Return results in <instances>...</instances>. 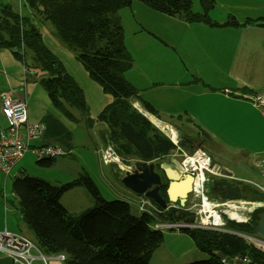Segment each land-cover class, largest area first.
Segmentation results:
<instances>
[{"label":"trees","instance_id":"16d2710c","mask_svg":"<svg viewBox=\"0 0 264 264\" xmlns=\"http://www.w3.org/2000/svg\"><path fill=\"white\" fill-rule=\"evenodd\" d=\"M133 1L187 23L264 27V17L239 22L232 16L223 23L213 21L208 14L212 0H200L201 12L192 10L191 0H24L30 10L28 15L0 3V49L9 50L24 64L29 52L34 66L46 73L39 85L52 106L72 120H75L73 111L79 112L91 126L93 120L86 117L82 89L43 43L34 17L49 22L60 41L76 53L89 76L112 96V101L103 107L96 120L106 126L99 136L101 142L113 144L120 157L134 156L139 161L153 162L175 149L176 143L145 116V113H156L150 103L140 99L142 112L130 103L139 95L124 78L133 60L124 44L117 13ZM42 121L46 125V137L66 148L71 147L69 132L58 119L46 114ZM177 146L183 148L184 145L177 143ZM54 161L55 158L36 160V164L49 167ZM162 183L159 194L166 200V184ZM73 187L84 188L93 200L91 206L77 213L60 204L62 194ZM11 190L37 248L46 255L63 254L65 264H149L162 240V231L151 227L154 216L143 212L136 217L130 212L128 202L105 200L84 169L76 178L59 185L21 174L12 179ZM211 191L219 194V199L243 198L242 190L228 182H213L207 193ZM262 210L264 208H257L245 221L227 219L225 227L233 232L254 234L257 214ZM185 215L186 212H180L179 217ZM177 217L173 210L157 216L161 220ZM184 232L192 238L195 247L207 255L205 260L189 264H219L221 257L233 254H248L264 260V252L231 232L207 229H184Z\"/></svg>","mask_w":264,"mask_h":264},{"label":"rangeland","instance_id":"374dc122","mask_svg":"<svg viewBox=\"0 0 264 264\" xmlns=\"http://www.w3.org/2000/svg\"><path fill=\"white\" fill-rule=\"evenodd\" d=\"M212 1L213 6L209 9L208 14L216 22L225 21L232 16L239 21H243L249 14L264 11V0ZM0 3L11 5L21 15L30 14V10L25 5L24 0H0ZM191 4L194 12H201L202 5L200 0H191ZM117 14L123 29L124 44L133 60L131 68L124 73V78L138 90L139 98L150 101L152 105L154 104L155 110L160 105L159 109H165V113L173 109L172 105L174 101L180 103V105L188 103V100L184 99L189 94L188 89L182 87L178 91L173 88L174 85L170 84L169 81L176 80L177 76L175 74H178L176 73V69L179 68L180 77L184 75L185 68L189 67L188 57L193 50L189 48L191 45L188 44L191 41L190 33L184 34L181 39L167 40L169 47H163L165 46L162 43L164 39L160 40L157 29L162 30L161 18H167L166 15L154 11L139 1H133L129 6L118 10ZM34 21L39 27L45 46L61 62L65 71L74 78L82 89L87 106L86 117L93 120V124L88 126L85 120H83L84 118L77 111H73L75 120H72L52 106L45 91L39 85L40 78L46 76V73L39 66H34L29 52L26 54V64H24L21 60L15 58L9 50L1 49L0 55L4 59L7 70L5 73L8 75L11 87L18 88L17 90L26 97L29 120L32 116H38L40 119L42 116L50 114L62 123L71 138V149L67 148L70 150V153L56 157L54 164L49 167L39 166L36 164V158L28 154L25 155L19 161V164L25 169L23 174L59 185L76 178L82 172V169H84L94 181L100 195L105 200L128 202L130 212L134 216L139 217L142 214L137 202L140 200L141 202H145L144 200H146L147 206H149L148 202L152 203V206H149V208L153 209L151 210V214L154 213L152 214L154 222L162 221V218H157L160 213L163 214L173 210L178 215L177 219L164 218V220L174 222L177 220H191L199 227L204 212L201 210L200 196L197 193L190 192L183 206L177 202H168V206L165 209H158L152 200L143 195L133 193L120 182V177L124 174L123 169H131L133 164L138 161L134 156L120 157L114 149L113 144L108 142L105 144L111 146L114 154L124 167L119 168L115 165L117 163L104 164L101 161L95 149L98 147L99 131H101L104 125L96 122V120L103 107L112 101V96L105 93L100 84L89 76L87 70L76 58V53L60 41L49 22L42 21L39 17H34ZM172 46H175V51ZM176 93L180 94H177L178 97L172 100L173 95H176ZM179 121L184 128L187 126L184 117ZM237 141L238 139H231L229 140L230 144H220L221 147L216 146L214 149L208 150L210 157L218 165H215L212 161L210 162L215 170V174L206 172L203 183V194L209 202L212 205L221 204L216 209L221 214L223 222L219 228L221 229L220 231L225 230L226 232L229 231L225 227L226 220L232 219L237 221V219L232 218L229 212H226L231 211L227 207L228 203H249V209H238L237 213L241 216L238 219L240 221L249 219L251 217L249 213L254 212L257 208H264V175L254 167V160L252 162L250 157L248 159L242 157L243 155L241 154L245 153V151H243L244 149L239 146L240 144ZM187 153L183 148L178 147L176 143L175 149L153 161L160 175H162V181L165 184H167V180L164 172L159 168V164L170 168V170H174L176 169L175 166L183 160L184 155ZM250 156L252 157V155ZM172 161H175L177 164H172ZM220 181L231 183L234 187L240 188L243 198L219 199V194H213V191L208 194L207 189L210 185L213 182ZM244 189H247L248 192ZM92 201L91 195L82 187H73L64 192L62 198H60V204L70 211L83 210L91 206ZM9 208L12 209L13 207L10 206ZM180 212H186V215L179 217ZM18 225L20 234L35 242L31 231L22 220L19 221ZM196 229L212 230L203 227ZM213 230L217 231L216 229ZM161 231L163 234L162 240L153 252L149 264H189L193 261L205 260L207 258L206 254L195 247L194 241L184 230L172 227L163 228Z\"/></svg>","mask_w":264,"mask_h":264},{"label":"crops","instance_id":"0c3cea01","mask_svg":"<svg viewBox=\"0 0 264 264\" xmlns=\"http://www.w3.org/2000/svg\"><path fill=\"white\" fill-rule=\"evenodd\" d=\"M166 17L161 18L162 30L157 29L160 40L164 39L162 43L165 46L163 47H169L167 40L181 39L188 32L191 35V41L188 44L193 50L191 49L192 52L188 57L189 67L185 68L184 75L180 77L179 68L176 69L178 73L175 74L176 80L169 81L174 85V89L178 90L182 87L188 89L189 94L184 98L188 100V103L180 105L174 101L173 109L168 110L167 113L165 109H159L160 105L157 104L156 113H145V116L173 143L183 141V149L187 152L199 147L209 155L208 150L216 146L221 147L220 144H230L231 139H238L239 146L245 151L241 154L244 159L250 157L253 162L257 158L264 157V119L256 107L246 99L247 95L253 91L264 93V27L255 25L208 26L202 23H187L177 17L167 15ZM257 17H264V11L249 14L246 18ZM172 48L176 50L175 46ZM0 68V91L17 90L18 88H12L10 85L2 55H0ZM177 94L180 93L173 95L172 100L178 97ZM138 99L140 98H132L130 103L142 112ZM147 102L152 105L150 101ZM182 117L187 124L185 128L179 121ZM27 119L29 122H39L43 120V116L40 119L38 116H32L30 121L27 112ZM5 125L0 106V127L3 128ZM105 129L104 125L99 131L98 147L95 149L98 156H100L99 152L102 147L106 145L99 137ZM45 131L40 142L58 144L54 143L50 137H46ZM64 148L67 149L65 146ZM210 159L218 165L212 157ZM19 161L13 167L11 176H5L0 172V231L6 230L20 234L18 223L22 217L17 206V199L11 190L12 179L25 172ZM172 164L177 163L172 161ZM160 165L162 164H159V168ZM10 206L15 209H10ZM47 256L46 264H65L64 260L61 261L54 255ZM0 264L21 263L12 262L0 252ZM31 264L45 263L35 257Z\"/></svg>","mask_w":264,"mask_h":264},{"label":"built area","instance_id":"2783aa9c","mask_svg":"<svg viewBox=\"0 0 264 264\" xmlns=\"http://www.w3.org/2000/svg\"><path fill=\"white\" fill-rule=\"evenodd\" d=\"M246 99L253 104L264 119V93L253 91L249 93ZM0 106L5 118V127H0V172L5 176H11L13 167L25 155H31L36 160H44L49 158H56L69 154V150L58 144L41 143L43 132L45 131V124L42 121L29 122L27 119L26 97L24 94H19L17 90L0 91ZM100 153V159L104 164H115L118 158L109 144L104 145ZM211 159L205 151L201 148H194L192 151L184 155L183 160L178 164L183 173H188L192 176V191L200 196L201 205L202 198L208 200L203 194V183L205 181V173L215 174L214 168L210 164ZM119 163H121L119 161ZM116 165V164H115ZM254 167L264 175V157L257 158L254 161ZM125 171V168L123 169ZM145 202L138 201L139 210L143 213L151 214L152 203L146 200ZM141 202V203H140ZM140 203V204H139ZM218 209L221 204H213ZM202 207V206H201ZM204 219L201 217L200 226L197 227L191 220H177L169 221L162 220L159 222H152L151 227L162 230L163 228L177 229H196L208 228L216 229L222 226L215 224L209 213H205ZM221 215V214H220ZM225 231V230H224ZM241 237L246 243L251 244L256 249L264 252V238L258 237L255 234H246L240 232L228 231ZM0 252L6 255L12 262L21 264H31L32 260L37 257L45 264L48 256L42 253L36 246V243L27 237L13 233L6 230L0 231ZM35 255H34V253ZM54 257L63 261V254H55ZM219 264H264L263 259H255L248 254H233L223 256L219 259Z\"/></svg>","mask_w":264,"mask_h":264},{"label":"water","instance_id":"95a60500","mask_svg":"<svg viewBox=\"0 0 264 264\" xmlns=\"http://www.w3.org/2000/svg\"><path fill=\"white\" fill-rule=\"evenodd\" d=\"M179 143H183V141ZM160 169L164 171V176L167 180L165 188L166 200L159 194V187L163 183L160 174L155 171L153 162L136 161L131 169L124 171V174L120 177V182L133 193L143 195L152 200L161 209H165L168 206V202H177L183 206L187 195L192 191V176L188 173H183L178 164L174 170H170V168L163 165H160ZM252 213L253 211L249 213V216ZM254 234L264 238V210L257 214Z\"/></svg>","mask_w":264,"mask_h":264},{"label":"bare ground","instance_id":"6f19581e","mask_svg":"<svg viewBox=\"0 0 264 264\" xmlns=\"http://www.w3.org/2000/svg\"><path fill=\"white\" fill-rule=\"evenodd\" d=\"M117 164L116 166L119 167V168H123L124 166L119 163V160L118 158L116 159L115 161ZM180 166V165H179ZM181 169V167H180ZM203 200V203H202V209L201 210H204L208 211V213L210 214L209 217L212 218L213 222L215 224H220L221 220H222V216L216 211V208H215V205H212L211 202H209V200H205L204 198H202ZM227 207L231 209V211H226L227 213L229 212V214L232 216V218L234 219H240V215L237 213L238 209H241V208H245V209H249L250 208V205L249 203H245V202H230L227 204ZM207 208V209H206ZM204 221H205V218L203 217Z\"/></svg>","mask_w":264,"mask_h":264},{"label":"flooded vegetation","instance_id":"af4514ba","mask_svg":"<svg viewBox=\"0 0 264 264\" xmlns=\"http://www.w3.org/2000/svg\"><path fill=\"white\" fill-rule=\"evenodd\" d=\"M155 171L156 172H158L159 174H160V172L158 171V168L157 167H155ZM161 176V180H162V175H160ZM161 187V186H160ZM160 187H159V189H160ZM253 214V213H252Z\"/></svg>","mask_w":264,"mask_h":264}]
</instances>
